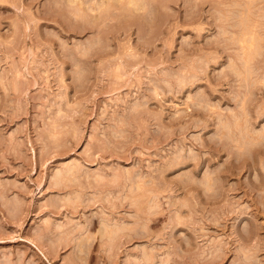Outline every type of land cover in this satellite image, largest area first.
<instances>
[{
  "label": "rangeland",
  "instance_id": "obj_1",
  "mask_svg": "<svg viewBox=\"0 0 264 264\" xmlns=\"http://www.w3.org/2000/svg\"><path fill=\"white\" fill-rule=\"evenodd\" d=\"M0 264H264V0H0Z\"/></svg>",
  "mask_w": 264,
  "mask_h": 264
}]
</instances>
